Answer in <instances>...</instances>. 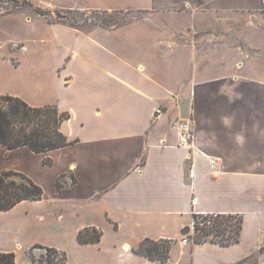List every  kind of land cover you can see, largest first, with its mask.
<instances>
[{
  "label": "crops",
  "instance_id": "1",
  "mask_svg": "<svg viewBox=\"0 0 264 264\" xmlns=\"http://www.w3.org/2000/svg\"><path fill=\"white\" fill-rule=\"evenodd\" d=\"M28 1L0 12V94L69 112L63 131L79 141L45 153L0 144V171L44 190L0 211V252L16 264L46 257L36 245L66 264H164L133 251L149 238L172 241L168 264H264V0ZM35 7L146 14L86 29ZM188 118L181 146L175 123ZM195 214L242 216L240 241L194 243L183 229ZM92 227L101 240L80 243Z\"/></svg>",
  "mask_w": 264,
  "mask_h": 264
},
{
  "label": "trees",
  "instance_id": "2",
  "mask_svg": "<svg viewBox=\"0 0 264 264\" xmlns=\"http://www.w3.org/2000/svg\"><path fill=\"white\" fill-rule=\"evenodd\" d=\"M28 6H33L28 0H24ZM35 11L42 15H49L51 12L39 7ZM74 12L77 10H66ZM107 14V11H102ZM124 12V10H116ZM56 21L69 23L70 25H80L75 22H66V18L61 11H56ZM95 25L112 28L127 24L126 21L112 20L109 16L97 17ZM71 117L69 112L61 111L55 105L32 106L25 100L12 96L0 94V144L8 149L22 147L29 148L34 153H45L54 149H59L79 141L78 138L71 140L63 131V124ZM46 163H50L46 160ZM66 174L61 175L55 186L57 189L63 187L62 180ZM76 179L72 175V183ZM44 190L33 179L24 173L3 170L0 171V211L10 210L19 202L29 200L37 201L43 198ZM193 229L197 233L194 243L205 242L216 243L221 246H231L240 241L243 227V217L226 214L194 215ZM190 227L183 229V233L188 235ZM103 232L95 227L85 228L77 234L80 243H97L101 240ZM171 240L144 239L138 248L133 251L150 260L161 261L168 264L170 258ZM35 248L45 249L46 264H66L67 256L55 248L36 245ZM264 251V248H262ZM31 264H36V260L30 253ZM244 260L235 264H244ZM0 264H16V254L14 252H0ZM255 264V263H254Z\"/></svg>",
  "mask_w": 264,
  "mask_h": 264
},
{
  "label": "rangeland",
  "instance_id": "3",
  "mask_svg": "<svg viewBox=\"0 0 264 264\" xmlns=\"http://www.w3.org/2000/svg\"><path fill=\"white\" fill-rule=\"evenodd\" d=\"M21 9H30L32 10V8H30L28 5H26L24 3V0H0V12H14V11H18ZM62 14L66 17L64 19V21L66 22H75L78 23L80 25H82L83 27H85L86 29H90L95 25V21L97 17H105V16H109L112 20H120V21H126L127 24L130 23L131 21L137 19L138 17H144L146 12L144 10H124V12H108L107 14L103 13L102 11H92V12H87V11H74V12H67L64 11L62 12ZM46 19L48 20H56L57 16L55 13H50L49 15L45 16ZM192 29V28H190ZM198 29V28H197ZM195 30V29H193ZM200 30V31H199ZM206 30L209 29H198V31L200 32V35H204V32H206ZM205 41V40H203ZM234 42H236L237 45H243L245 46L244 43H239L236 40H233ZM247 55H256L258 53V48L257 47H249L247 48ZM264 56V54H263ZM191 238L194 239V237L197 235V233L194 231V229L190 232ZM45 252V251H44ZM46 253V252H45ZM47 255V253H46ZM36 260V264H46V257L43 258H36L34 257ZM253 260H250L249 262H247L246 264H252Z\"/></svg>",
  "mask_w": 264,
  "mask_h": 264
},
{
  "label": "built area",
  "instance_id": "4",
  "mask_svg": "<svg viewBox=\"0 0 264 264\" xmlns=\"http://www.w3.org/2000/svg\"><path fill=\"white\" fill-rule=\"evenodd\" d=\"M175 128L179 138V144L181 146H190L193 140V121L192 119H180L175 123ZM182 245L189 243V238L184 236L181 239Z\"/></svg>",
  "mask_w": 264,
  "mask_h": 264
}]
</instances>
